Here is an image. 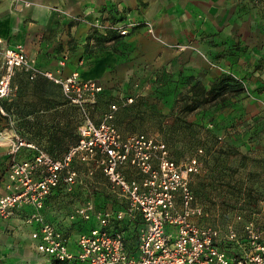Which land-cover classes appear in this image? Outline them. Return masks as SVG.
Instances as JSON below:
<instances>
[{
    "label": "built area",
    "instance_id": "1",
    "mask_svg": "<svg viewBox=\"0 0 264 264\" xmlns=\"http://www.w3.org/2000/svg\"><path fill=\"white\" fill-rule=\"evenodd\" d=\"M92 26L121 36L141 26L153 31L148 21L130 16L119 21L97 18ZM19 69L31 81L42 77L60 86L65 100L77 107L81 118L77 143L60 158L18 132L0 129V137L9 138L0 141V145L9 146L0 220L28 208L25 222L37 225L31 237L40 254L75 264H264V229L255 222L245 225L244 239L233 225L223 230L200 222L204 212L191 183L204 170L203 149L176 161L168 144L156 135L122 133L114 123L120 106L117 102L96 121L93 111L105 94L100 82L83 80L78 72L63 76L41 68L24 45L5 46L0 38V112L6 117L9 113L2 101L16 89L13 81ZM133 101L126 99V103ZM98 173L113 199L101 207L94 195L100 189L96 186ZM59 188L67 193L83 192L80 203L69 213L72 223L81 220L88 227L78 232L75 251L69 246L67 232L45 215L50 198ZM93 219L96 222L88 225ZM122 222L138 225L133 253L127 249L124 232L115 226ZM227 242L237 244L238 249L232 247L229 252L223 246Z\"/></svg>",
    "mask_w": 264,
    "mask_h": 264
},
{
    "label": "crops",
    "instance_id": "2",
    "mask_svg": "<svg viewBox=\"0 0 264 264\" xmlns=\"http://www.w3.org/2000/svg\"><path fill=\"white\" fill-rule=\"evenodd\" d=\"M126 16L148 21L153 31L141 26L127 36H118L92 26L97 18L119 21ZM0 38L5 46L24 45L28 56L41 68L63 76L78 72L83 80L100 82L106 97L111 96L120 105L141 103L145 115L154 112L165 120L172 119V108L182 92L195 85L209 89L225 74L245 81L251 88L264 87V2L0 0ZM17 73L13 84L15 90L19 89L11 96L17 95L19 120L31 117L28 111L39 97L62 100L56 94L58 90L62 93L60 86L51 80L40 77L26 82L21 80L27 78L26 73L21 69ZM260 96L264 97V93ZM129 97L134 101L126 103ZM243 97L245 92L228 99L221 115L226 118L239 106L245 108L243 112L255 107L252 114L260 110L259 106L262 108L259 100ZM8 149L7 144L0 145V194L5 191ZM21 155L26 156V150ZM56 193L57 190L45 215L68 237H77L78 232L71 229L69 213L80 203L83 192L55 196ZM69 202L73 207L67 210L63 205H72ZM28 212L26 208L10 219L0 220V263L44 264L48 260L36 249L31 233L37 225L25 222ZM14 248L17 251L9 256L7 250Z\"/></svg>",
    "mask_w": 264,
    "mask_h": 264
},
{
    "label": "trees",
    "instance_id": "3",
    "mask_svg": "<svg viewBox=\"0 0 264 264\" xmlns=\"http://www.w3.org/2000/svg\"><path fill=\"white\" fill-rule=\"evenodd\" d=\"M40 90L42 91V89ZM243 92H245L243 82L231 74H225L216 79L209 89L203 85H195L186 93L182 92L179 95L178 103H175L172 108L170 115L175 119L173 126L180 125L184 129H190L196 123L188 121L184 118L183 114L187 115V113H192L201 107L203 111H207L212 107L223 106L228 99ZM111 99V96L106 97L103 94L98 100L96 108L101 103L108 104ZM15 100L17 98L14 99L13 103H7L6 100L2 101V105L6 111L12 109L11 107L15 104ZM121 107L120 117L123 115L122 119L132 116L133 113L134 119L143 120L146 113L141 103L122 104L119 106V109ZM127 111H131L132 113H125ZM175 112L176 114L174 115L173 113ZM28 114H31V117L19 123V127L27 132V134L21 135L29 141L41 144L52 156L60 158L68 151L70 146L77 143V126L81 118L77 107L71 105L67 100L39 97L36 105L28 111ZM152 114L161 117L160 114L154 112ZM3 117L4 115L0 112V119ZM122 119L120 118L118 121L121 122ZM198 128L197 136L191 141V148L193 151L195 150L192 154L199 148L203 149L204 170L192 179L191 187L195 196L211 205L219 204L225 212L236 209L249 211L257 208L260 210L259 201L260 198L264 197V155L252 156L250 151H242L236 140L220 144L219 126H216V128L212 127L211 129L202 123L198 124ZM168 147L171 157L176 161H180L186 155L185 151L177 147H171L169 144ZM248 161L255 162L256 166H259L260 169L257 171H247V173L242 174L241 170L247 165ZM99 175L103 177L101 173ZM257 178L261 182L260 185L262 186L260 187L255 185ZM195 179L196 181H194ZM249 181L252 182L249 183ZM59 193L67 194L63 188L57 189L55 196ZM94 195L100 207L106 206L113 200L107 193L106 188L99 189L98 191L95 190ZM243 218L245 223L235 226L241 239L245 238L244 227L249 222L248 220L252 218V213H245ZM223 219L227 221L231 219V216L229 217L228 214H224ZM255 223L264 229V217L259 222L255 221ZM115 226L124 232L128 251L131 253L135 252L137 249L138 225L122 222L117 223ZM87 228L81 220L73 222L71 227L76 232ZM225 228L221 227L223 230ZM223 246L228 248L229 252H232V247L238 249L237 244L230 242L225 243ZM45 264H75V262H62L54 257H48V261Z\"/></svg>",
    "mask_w": 264,
    "mask_h": 264
},
{
    "label": "rangeland",
    "instance_id": "4",
    "mask_svg": "<svg viewBox=\"0 0 264 264\" xmlns=\"http://www.w3.org/2000/svg\"><path fill=\"white\" fill-rule=\"evenodd\" d=\"M21 80L26 82L30 81L26 77H21ZM242 82L245 87V97H243V99H251L255 100V102L259 100L260 104L262 105V108L261 106H259L260 110L255 114H252V111L255 109V107L251 106L249 112H243L242 110L245 108L243 106H239V108H233V110H236L232 112L231 115L225 118V115H221V113L226 110L224 108L227 107L228 104L218 106L219 108H210L207 111H203V108L201 107L192 113H187V115L183 114V116H185L184 118H186L188 121L196 123L190 129H184L180 125L173 126L175 122L173 116L172 119L165 120L164 118L158 117L157 115L147 113L146 115H144L143 120H138L133 118V113L131 111H127L125 113L131 112L132 116L122 119L123 115L122 117H120V113L122 111L121 107L116 112L114 123L122 131H144L148 132L149 134L156 135L158 138L167 142L171 147H177L178 149L185 151L186 155L183 156L184 158L190 156L195 151H193L191 148V141L197 136L196 134L199 130L198 124L204 123L211 129L212 127L216 128V126H219L220 128L218 132L220 144L236 140V142L240 145L242 151H250L252 156H261L262 154L264 155V97H259V95L264 93V87L251 88L245 81ZM18 89L15 91H18ZM186 92L187 91H184L183 93ZM56 94L57 96L62 97V100H65L63 94L59 90L56 92ZM10 97L11 98L7 101V103H13L17 95ZM239 100L240 99H238V101ZM110 101L108 104L101 103L98 108L93 111V116L96 121H100L103 112L106 111L112 103L116 102L114 99H111ZM233 104L236 105V102H233ZM11 108L12 109L9 111V116H4L2 119H0V129L7 128L11 131L13 130L23 135L27 134L24 129L19 127V123L22 121V119H18V112L16 110L17 106L14 104ZM219 115H221L222 117L220 118ZM120 118L122 119L121 122L118 121ZM163 120L165 121L163 122ZM11 121L13 122V124H11ZM258 169L260 168L259 166H256L255 162L248 161L247 165L242 168L241 172L242 174H245L247 173V171H257ZM258 179L259 178H257V183L255 182V185H258V187H260L262 185H260L261 182ZM96 180L98 181L96 186H98L100 189L105 188L104 178L101 177L99 173L96 175ZM194 181H196V179ZM251 182L252 181H249V183ZM197 200L198 203L202 206L204 212L200 222L218 228L227 227L229 225H233L234 227L240 226L241 223H245L243 218L244 214L249 212L252 213V218L248 220L249 222H259V220L264 217V197L260 198L259 201L260 210H258L257 208L249 211L236 209L230 212H225L219 204L211 205L210 203L201 201L198 197ZM72 203L73 202H69V204ZM63 206L68 210L69 207H73V204ZM224 214H228L229 217L231 216V219L225 221L223 219ZM95 222L96 221L93 219L87 222V224L91 225ZM28 242H31V240H29ZM75 245L76 237L72 235L69 237V246L71 250H76ZM7 251L9 253V256H13V254L17 250L14 248ZM31 262L35 263L34 261ZM31 262L27 261L21 263L32 264Z\"/></svg>",
    "mask_w": 264,
    "mask_h": 264
},
{
    "label": "bare ground",
    "instance_id": "5",
    "mask_svg": "<svg viewBox=\"0 0 264 264\" xmlns=\"http://www.w3.org/2000/svg\"><path fill=\"white\" fill-rule=\"evenodd\" d=\"M3 138H4V140H6V141L9 139V138H8V135L5 136V137H3Z\"/></svg>",
    "mask_w": 264,
    "mask_h": 264
}]
</instances>
